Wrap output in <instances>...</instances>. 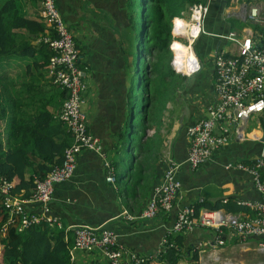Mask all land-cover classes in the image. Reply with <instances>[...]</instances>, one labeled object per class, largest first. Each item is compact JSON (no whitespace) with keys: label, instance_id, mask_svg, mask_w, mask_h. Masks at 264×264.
I'll use <instances>...</instances> for the list:
<instances>
[{"label":"crops","instance_id":"crops-1","mask_svg":"<svg viewBox=\"0 0 264 264\" xmlns=\"http://www.w3.org/2000/svg\"><path fill=\"white\" fill-rule=\"evenodd\" d=\"M55 2L77 44L80 63L87 66L85 97L88 130L99 138L106 156L112 161L115 152L123 147L121 138L131 105L129 0ZM251 3H258L260 12L264 15V0H211L204 20L206 34L211 35L199 39L200 34L194 42V50L199 58L206 53L211 55L209 63L205 65L200 59L202 66L191 74L192 80L189 84L186 82L183 88L179 84L173 85L170 96L164 92L161 107L154 104L150 110L149 106L151 115L148 121L146 119L142 122L139 114L141 125L134 133L137 140L133 143L131 160L124 161L120 171H117L113 160L116 175L114 183L105 179L106 171L100 156L93 150L83 149L78 153L73 175L54 184L50 212L61 220L64 238L71 242L69 248L73 244L74 228L88 224L114 230L118 243L148 257L147 264L154 263V260L165 264L166 260L161 259L160 255L166 249L162 250L166 239H172L177 245L175 248L179 256L176 264L264 262V250L257 247L258 240L255 236L240 240L226 232L225 242L217 247L209 245L214 239V233L207 227L196 225L188 231L171 233L177 211L183 206H216L230 212H241L244 209L234 200L260 198L248 172L224 166L229 160L246 161L260 151V138L264 128L259 124L257 117L251 116L244 121L246 133L244 131L243 138L232 136L197 168H191L187 161L189 139L186 127L205 116L207 108L215 98L211 63L214 52L237 49L235 41L221 35L233 32L240 36L247 27L258 30L257 25H251L252 22L247 17ZM18 4H21L30 16L40 13L39 0H20ZM186 9L187 6L182 11ZM235 23L241 25L236 27ZM170 58L171 56L165 58L169 66ZM22 66L25 64L21 61L17 62V68L12 66V78L15 79ZM173 71L176 72L174 69ZM164 72H160L153 85L150 82V93L157 94L161 84L158 83L159 78H169L170 74L164 75ZM156 75L152 74L151 77ZM13 83L18 98L21 97L22 100L26 95L28 98L25 104H18L21 105L22 116L25 113L26 118H32L29 113L35 112L42 103H46L48 110L55 115L59 112L61 98L58 96V89L51 87L56 84L48 81L39 101L38 97L30 100L28 93L20 86L21 80ZM169 157L178 163L175 176L180 181L179 193L169 211L159 212L153 217H144L141 210L145 207L153 187L162 182ZM139 161L142 164L138 166ZM262 172L264 173V165ZM25 173L26 177L32 173L31 167L27 168ZM24 192L23 188L18 193L24 196ZM25 207L30 213L38 212L36 203H27ZM16 232L17 222L13 220L7 224L3 236L12 238ZM195 250L198 256L196 260H192ZM69 254L72 264L107 263L97 247L70 248ZM230 255H242L246 261L241 259L237 262ZM11 260V257H6L4 264H21L18 259Z\"/></svg>","mask_w":264,"mask_h":264},{"label":"built area","instance_id":"built-area-1","mask_svg":"<svg viewBox=\"0 0 264 264\" xmlns=\"http://www.w3.org/2000/svg\"><path fill=\"white\" fill-rule=\"evenodd\" d=\"M210 2L211 0H192L185 11L172 18L170 64L176 72L189 76L202 66L194 50V42L202 32H206L204 20ZM39 6L45 26L36 41L42 42L50 50L47 77L65 90L61 107L55 116L64 124L71 139L64 147L62 161L42 176L35 175V186L26 196L12 193L11 181L0 174V203L7 211L6 220L0 228L2 236L7 224L13 220L17 222L18 231L32 225L64 229L61 220L50 212L54 184L73 175L78 153L83 149L93 150L100 156L108 182L114 183L116 179L113 162L106 156L99 138L88 130L87 113L83 107L86 103L87 66L80 63L79 49L55 0H39ZM247 17L257 25L258 30L247 27L240 36L233 32L221 35L235 41L237 49L214 52V102L207 108L205 116L186 127L189 139L187 161L191 168H197L209 159L232 136L243 138L244 121L251 116L256 115L259 124L264 128V15L260 12L258 3L248 6ZM181 46L187 48L189 54L192 53L184 63L183 56L180 55L183 51ZM260 139L262 147L257 154L246 161L229 160L224 165L226 168L234 167L248 172L260 198L234 200L244 209L241 212H230L220 207L183 206L177 211L171 233L188 231L200 225L214 233V239L209 245H222L225 242L224 234L228 232L240 240L255 236L258 240L257 247L264 250V133ZM177 167L178 163L169 157L164 178L153 187L145 207L141 210L142 216L153 217L172 208L180 189V181L175 176ZM27 203H36L38 212H28L25 207ZM169 246L177 245L173 240L166 239L162 250ZM93 247L100 250L106 258V264H147L149 261L148 257L122 247L112 229L88 224L75 227L70 248Z\"/></svg>","mask_w":264,"mask_h":264},{"label":"trees","instance_id":"trees-1","mask_svg":"<svg viewBox=\"0 0 264 264\" xmlns=\"http://www.w3.org/2000/svg\"><path fill=\"white\" fill-rule=\"evenodd\" d=\"M190 1L192 0H140L142 11L139 42L142 47H139L138 57L143 56L144 67L138 71V88L140 85L143 91V105L139 108L142 122L146 119L148 121L151 115L149 106L151 110L157 102L159 106L163 104L162 100L159 102V97L149 92V84H154L160 72L173 71L165 60L167 56H171V22ZM17 2L20 3V0H0V68L10 67L13 60L16 62L14 67L19 61L25 64L18 70L15 79L0 72V174L11 181L12 193L19 194L24 188L23 195L26 196L35 186V175L42 176L62 161L64 147L71 138L64 124L55 117V113L48 110L46 103L29 113L32 118H26L25 113L23 116L20 114L21 105L18 104H25L28 98L27 95L22 100L21 97L18 98L13 82L21 80L20 86L28 93L30 100L38 97L41 101L44 86H48V81H51L46 77L50 50L42 42L36 41L45 26L44 18L41 13L30 16ZM155 73L157 75L151 77ZM51 87L58 89L62 103L65 90L58 85ZM130 124L131 132L128 136L132 140L136 129L132 121ZM128 148L132 152L134 144L130 143ZM141 164L139 161L138 166ZM29 167L32 173L26 177L25 172ZM194 206L198 208L200 205ZM6 217V208L0 203V228ZM64 236L63 229H51L45 225L29 226L16 232L12 238L2 236L0 230V264H4L6 257H11V261L18 259L21 264H72L69 254L71 242ZM175 240L178 241L176 238ZM178 256V251L173 246L166 247L160 255L161 259L166 260L165 264H176ZM197 256L195 250L191 259L196 260ZM154 261L152 264H159L158 260Z\"/></svg>","mask_w":264,"mask_h":264},{"label":"rangeland","instance_id":"rangeland-1","mask_svg":"<svg viewBox=\"0 0 264 264\" xmlns=\"http://www.w3.org/2000/svg\"><path fill=\"white\" fill-rule=\"evenodd\" d=\"M129 11H130V16H131V23L129 26V34H128V39H129V44H130V50L132 52V72H131V79L133 82V89L134 92L130 96V108L128 109L127 113V119L124 124V135L123 138H121V142H123V147L115 152L113 155L112 159L115 161V165L117 167V171H120L123 168L124 161L131 160V152L127 150L128 145L130 143H135L137 140V136L134 134L132 136V140H130L128 133L131 132L129 130L131 126V121L133 122V127L134 129L138 130L139 126L141 125L139 121V108L142 107V96H143V91L141 86L139 85L136 86V84L140 81V78L138 77L140 74H138V71H141L144 67V59L143 56L141 55L140 58L138 57L139 53V48L142 47L141 43L139 42V34L141 31V4L140 0H132V2L128 3ZM246 23V22H244ZM243 23V24H244ZM236 27L240 26L241 23H235L234 24ZM205 28V26H204ZM204 34V35H203ZM211 34H206V32H202L200 35L201 38L203 37H209ZM211 58V55L209 53L203 54L200 56V59L206 64L209 63ZM15 60L12 61V65L7 68V66H3L0 68V72L2 74H7L11 75L12 72V66ZM212 63V62H211ZM170 70V69H168ZM170 74L168 79H161L159 78L158 83L160 84V89L157 91L156 96L159 97V102L162 100V96L165 92V94H169L170 92L172 93V86L175 84H179L181 88H183L186 85V82L189 84L192 80V76L185 75L183 73H176L174 71H165L164 75ZM157 104H159L157 102ZM85 111H86V103L83 105ZM254 118H256V115H254ZM112 160L113 164L114 161ZM114 165V166H115ZM231 258H233L235 261L239 262L238 260L243 259V261H246L245 258H243L242 255H230Z\"/></svg>","mask_w":264,"mask_h":264},{"label":"bare ground","instance_id":"bare-ground-1","mask_svg":"<svg viewBox=\"0 0 264 264\" xmlns=\"http://www.w3.org/2000/svg\"><path fill=\"white\" fill-rule=\"evenodd\" d=\"M176 46L178 47V45L176 44ZM180 46V45H179ZM182 47V46H181ZM184 47V46H183ZM188 51V49H186L185 51H184V49H183V51H181V53H180V55H182L183 57H182V59H183V63L188 59V57L190 56V54H192V53H190L189 54V52H187Z\"/></svg>","mask_w":264,"mask_h":264},{"label":"water","instance_id":"water-1","mask_svg":"<svg viewBox=\"0 0 264 264\" xmlns=\"http://www.w3.org/2000/svg\"><path fill=\"white\" fill-rule=\"evenodd\" d=\"M138 84H139V82L136 84V86H138ZM130 92H131L130 94H132L134 92L132 79H131V85H130ZM127 150L130 151L129 148H127Z\"/></svg>","mask_w":264,"mask_h":264}]
</instances>
